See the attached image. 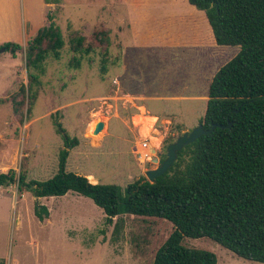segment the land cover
I'll return each instance as SVG.
<instances>
[{
    "label": "rangeland",
    "instance_id": "obj_1",
    "mask_svg": "<svg viewBox=\"0 0 264 264\" xmlns=\"http://www.w3.org/2000/svg\"><path fill=\"white\" fill-rule=\"evenodd\" d=\"M169 7L176 13L189 12L180 5ZM159 8L163 10L164 6ZM35 11L40 13L39 8ZM130 11L127 3L118 0H60L46 7L45 13H50L60 27L65 45L60 59L50 56L45 61L40 84L33 86L36 99L27 119L29 99L21 91L23 85L28 87L29 84L25 49L38 30L34 28L33 34L27 35L16 58L8 52H0V100L7 99L0 102L1 172L11 168L17 172L23 170L27 182L50 179L58 171L59 151L64 144L56 125L61 122L71 136L82 140L79 148L84 146L83 141L88 146L85 145L83 153H79V148L72 151L67 171L88 172L100 183L122 187L146 177V171L156 167L157 162L138 157L136 153L150 138L141 136L135 123L130 126L125 122L138 109L131 99L123 104L117 101L114 95L120 87L134 95L151 97L137 100L147 105V115H161V111L167 109L176 123H187L191 130L199 124L206 107V100L201 97L208 96L209 91V83L204 87L200 67L182 58L164 57L165 52L159 47L149 50L135 47L128 28ZM25 23L29 33L31 27L27 21ZM47 24L48 19L44 25ZM100 28L110 31L107 53L106 46L97 41L95 35ZM77 36H84V44L94 47L93 53L82 58L80 67L72 66V59L80 57L71 50L70 44L71 38ZM127 43L129 57L114 67L113 59ZM180 50L184 47H176V51ZM235 50L234 56L239 48ZM191 51H187V57ZM105 57L108 72L102 74ZM114 78L119 80L118 84L114 83ZM15 100L23 101L22 106L19 105L24 114L22 125L19 124L21 112L14 110ZM97 120L106 122V127L95 135ZM108 123L112 134L104 138ZM156 129L152 134L163 138L155 149L164 153L168 140L177 138L180 133L170 121L159 122ZM150 153L154 155L155 151ZM90 179L95 181L93 177ZM34 188L35 184L22 190L15 184L0 185V258L7 264H152L157 250L175 228L166 219L124 214V228L119 240L114 242V224L106 223L103 209L91 198L76 192L38 197ZM38 203L47 206L48 218L40 220L36 216ZM183 244L214 252L217 264H264L239 257L210 238H185Z\"/></svg>",
    "mask_w": 264,
    "mask_h": 264
},
{
    "label": "trees",
    "instance_id": "obj_2",
    "mask_svg": "<svg viewBox=\"0 0 264 264\" xmlns=\"http://www.w3.org/2000/svg\"><path fill=\"white\" fill-rule=\"evenodd\" d=\"M188 1L205 12L218 45L239 48L213 76L206 112L199 121L205 129L229 122L231 127H216L186 145L169 170L154 182L142 176L122 187L94 184L85 175L67 171L70 151L80 140L57 122V131L64 140L57 173L44 181L27 182L23 170L11 168L0 171V185L15 184L22 190L35 184L33 192L38 197L68 192L89 197L103 209L106 223L114 224V242L124 228V214L170 221L175 228L157 250L152 264H217L214 252L188 247L183 244L185 238H210L239 257L264 263V0ZM47 19L49 24L28 40L25 49L29 84L21 91L29 99L26 119L32 113L36 99L33 86L40 84L45 61L50 56L60 59L65 45L63 33L50 13ZM96 31L97 41L106 46L107 53L110 31ZM84 42V36L71 38V50L80 55L72 59V66L80 67L82 58L94 52V47ZM22 49V44L13 41L0 45V51L15 58ZM101 70L102 74L108 72L107 57L102 60ZM22 104L21 100L14 101L15 112H21L20 125L24 123L19 107ZM175 128L183 133L180 125ZM175 139L168 140L161 162ZM35 214L44 220L50 212L38 203ZM0 264L7 262L0 258Z\"/></svg>",
    "mask_w": 264,
    "mask_h": 264
},
{
    "label": "crops",
    "instance_id": "obj_3",
    "mask_svg": "<svg viewBox=\"0 0 264 264\" xmlns=\"http://www.w3.org/2000/svg\"><path fill=\"white\" fill-rule=\"evenodd\" d=\"M118 1L120 3H127L130 6L131 11L130 18L128 19V28L135 47L144 49L159 47L165 52L162 54L164 57L166 56L167 58H170L171 56L173 57V60L182 58L187 60L188 64H191L192 66L198 65L200 67L199 72L205 82V88L208 83L210 88V83L215 73L224 63L230 60L236 52V47L220 46L216 43L212 28L208 22L205 12L199 10L188 0ZM50 4L52 5V3H46L45 0H0V45L8 41L20 44L26 41L28 38L27 35L31 36L34 28L37 31L44 26V24H46L47 13L45 12L46 7ZM175 5L187 8L189 12H173V8L170 9L169 6ZM160 6H164V9L161 10L159 8ZM167 7L169 8L167 9ZM35 8L37 10L39 8L40 13L38 12L37 14ZM42 20L44 22L40 25ZM26 21L28 26L31 27L29 33L28 29H26ZM139 29H141V31ZM129 43H131V41ZM125 45L126 46H123L124 48H121L118 57L113 59L114 67L121 65L122 62L129 57L127 52L129 53L128 49L130 48H128V43ZM176 47H184V50L176 51ZM170 48L175 51H171ZM190 49L192 51L189 53V57H187V51ZM206 54L208 56H206ZM189 58H193V60ZM117 59H119V62L116 61ZM220 61L222 62L219 65ZM113 81L115 84L119 83V80L116 78H114ZM117 92L119 95L116 93L114 96L120 104H123L125 100L131 99L133 105L138 109L136 113L131 114L127 118V121L125 119V122H127L130 126L134 123V116L140 114L143 109L148 113L147 105L145 103L139 104L137 103V100H144L149 96L146 97L145 95L138 94L134 95L123 87H120ZM201 98V100H206V107L203 114L199 118V121L206 112L208 96L203 95ZM117 115L119 118H122L121 114L117 113ZM150 115L157 118L154 128L155 130H158L156 129V125L159 122L163 123L164 121H170V125L173 123H175V126L180 125L182 127V132L191 130L187 123H176L173 119H171L167 109L161 111L162 116L160 113H151ZM110 134H112V132L110 124L108 123L107 132L103 137L105 138ZM147 141L150 142V139H147ZM83 142L84 146L79 148L82 146V140H80L79 145L70 151V155L72 151L78 148L79 153H83V149L87 146L85 141ZM70 155L68 157V162L70 160ZM77 173L87 176L89 180L90 177H93L95 181L90 180V182L94 184L98 183L95 176L89 174L88 172L80 171Z\"/></svg>",
    "mask_w": 264,
    "mask_h": 264
},
{
    "label": "water",
    "instance_id": "obj_4",
    "mask_svg": "<svg viewBox=\"0 0 264 264\" xmlns=\"http://www.w3.org/2000/svg\"><path fill=\"white\" fill-rule=\"evenodd\" d=\"M2 52V51H0ZM232 123L229 122L227 125L222 124H212V126L208 129H205L202 124H198L192 130L184 131L182 134L177 136V138L170 143L166 148V158L161 162L162 153H158L155 148V154L152 156V161L157 162V166L154 168H150L146 171V177L150 182H154V180L167 172L169 168L173 165V163L178 158V152L182 150L186 145L194 142L200 136L211 133L216 127H231ZM106 127V122L103 120H97L94 125L93 134L98 135L100 132L104 130ZM7 186L8 184H4ZM37 192H35V195Z\"/></svg>",
    "mask_w": 264,
    "mask_h": 264
},
{
    "label": "bare ground",
    "instance_id": "obj_5",
    "mask_svg": "<svg viewBox=\"0 0 264 264\" xmlns=\"http://www.w3.org/2000/svg\"><path fill=\"white\" fill-rule=\"evenodd\" d=\"M133 120L135 125L140 129L141 136L150 138V142H147V147H143L142 144L139 146L141 147V149L139 148L140 152H142L143 155H148L149 152L153 150V148H157L160 145L163 138L161 135L159 136L152 135L153 127L156 123L157 118L151 115H147V113L143 109L140 114L134 116ZM91 131H92V127H90L89 132ZM102 134L103 133H101V135Z\"/></svg>",
    "mask_w": 264,
    "mask_h": 264
},
{
    "label": "built area",
    "instance_id": "obj_6",
    "mask_svg": "<svg viewBox=\"0 0 264 264\" xmlns=\"http://www.w3.org/2000/svg\"><path fill=\"white\" fill-rule=\"evenodd\" d=\"M147 142H148L147 140L144 141L143 147H147ZM136 153H137L138 157H142V158L144 157L145 159L150 160V161L152 160L153 155L150 152L148 155H143L142 152H140V151H136Z\"/></svg>",
    "mask_w": 264,
    "mask_h": 264
}]
</instances>
